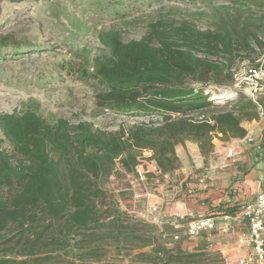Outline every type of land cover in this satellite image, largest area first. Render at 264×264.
Masks as SVG:
<instances>
[{
	"label": "trees",
	"instance_id": "1",
	"mask_svg": "<svg viewBox=\"0 0 264 264\" xmlns=\"http://www.w3.org/2000/svg\"><path fill=\"white\" fill-rule=\"evenodd\" d=\"M226 2L264 10V0ZM263 27L264 19L252 17L206 29L190 19H160L140 39L101 31L108 54L91 67L71 65V71L95 81L101 110L140 118L131 125L48 120L32 109L0 115L11 145L0 150V264H71L72 254H101L93 246L100 240L114 242L119 251L153 245L140 254L154 263L191 257L178 248L171 254L175 248L167 247L164 232L123 213L104 184L134 173L143 151L166 174L180 166L178 145L194 142L207 156L215 138L245 136L241 122L261 117L264 94L216 99L209 87L232 88L242 52L264 54ZM1 42L10 44L5 37Z\"/></svg>",
	"mask_w": 264,
	"mask_h": 264
},
{
	"label": "rangeland",
	"instance_id": "2",
	"mask_svg": "<svg viewBox=\"0 0 264 264\" xmlns=\"http://www.w3.org/2000/svg\"><path fill=\"white\" fill-rule=\"evenodd\" d=\"M249 17L264 19V10L239 9L226 0H0V115L32 109L48 120L84 119L110 128L131 125L140 118L101 110L97 106L99 88L95 81L84 80L71 71V65L91 67L97 58L108 54L98 38L101 31L115 29L125 40H131L140 39L148 26L160 19H190L206 29L215 28L222 20L234 23ZM262 29L259 34L264 38ZM4 37L10 44H2ZM242 57L236 62L238 80L232 88L210 86L213 98L233 99L238 93L248 96V86L241 80L249 66L264 61V54L242 52ZM188 142L182 144L183 148L192 153L193 143ZM0 150H11L1 128ZM150 156V151H143L134 173L123 172L104 184L118 208L132 220L144 219L141 213L146 210L145 199L156 192L157 177L151 166L155 162ZM113 243H95L93 246L100 247L97 252L101 253L97 256L83 258L72 254L71 264L150 262L140 253H150L152 247H138L141 243H137L133 250L119 251Z\"/></svg>",
	"mask_w": 264,
	"mask_h": 264
},
{
	"label": "crops",
	"instance_id": "3",
	"mask_svg": "<svg viewBox=\"0 0 264 264\" xmlns=\"http://www.w3.org/2000/svg\"><path fill=\"white\" fill-rule=\"evenodd\" d=\"M241 124L247 130L245 136L226 142L216 139L207 156L194 142L192 153L178 145L181 164L172 172L162 174L156 163L151 165L157 188L145 199L143 220L164 232L167 247L175 248L171 254L179 249L191 257L135 264H194L195 260L197 264H222L252 251L249 223L241 206L264 187V115ZM228 148L233 149L232 156L227 154ZM203 217H213L215 227L187 235L186 221Z\"/></svg>",
	"mask_w": 264,
	"mask_h": 264
},
{
	"label": "built area",
	"instance_id": "4",
	"mask_svg": "<svg viewBox=\"0 0 264 264\" xmlns=\"http://www.w3.org/2000/svg\"><path fill=\"white\" fill-rule=\"evenodd\" d=\"M246 71V76L241 82H245L248 86V97L256 100L264 94V61H259L257 66H249ZM259 111L260 115H264L261 108ZM227 154L232 156L233 149L228 148ZM153 210L156 208L153 207ZM241 211L249 223V241L252 251L236 260H226L222 264H264V187L255 199L242 204ZM215 225L216 221L213 217L194 219L188 224L186 233L189 236H195L203 230L213 229Z\"/></svg>",
	"mask_w": 264,
	"mask_h": 264
}]
</instances>
